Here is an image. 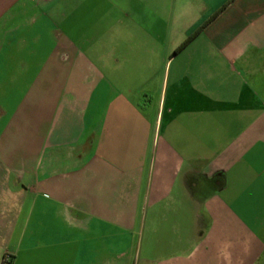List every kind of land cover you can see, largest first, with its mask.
I'll return each mask as SVG.
<instances>
[{"label":"crops","instance_id":"obj_1","mask_svg":"<svg viewBox=\"0 0 264 264\" xmlns=\"http://www.w3.org/2000/svg\"><path fill=\"white\" fill-rule=\"evenodd\" d=\"M264 264V0H0V264Z\"/></svg>","mask_w":264,"mask_h":264},{"label":"built area","instance_id":"obj_2","mask_svg":"<svg viewBox=\"0 0 264 264\" xmlns=\"http://www.w3.org/2000/svg\"><path fill=\"white\" fill-rule=\"evenodd\" d=\"M11 257L9 254H4L1 260V264H10Z\"/></svg>","mask_w":264,"mask_h":264}]
</instances>
